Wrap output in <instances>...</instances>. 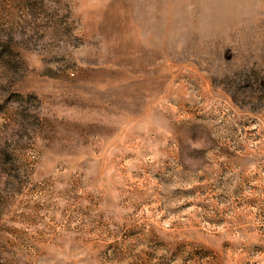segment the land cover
Segmentation results:
<instances>
[{
  "label": "rangeland",
  "instance_id": "1",
  "mask_svg": "<svg viewBox=\"0 0 264 264\" xmlns=\"http://www.w3.org/2000/svg\"><path fill=\"white\" fill-rule=\"evenodd\" d=\"M0 264H264V0H0Z\"/></svg>",
  "mask_w": 264,
  "mask_h": 264
}]
</instances>
